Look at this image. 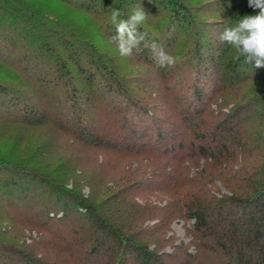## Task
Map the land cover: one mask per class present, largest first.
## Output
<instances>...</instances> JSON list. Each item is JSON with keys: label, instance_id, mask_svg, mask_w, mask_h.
<instances>
[{"label": "trees", "instance_id": "trees-1", "mask_svg": "<svg viewBox=\"0 0 264 264\" xmlns=\"http://www.w3.org/2000/svg\"><path fill=\"white\" fill-rule=\"evenodd\" d=\"M135 1L136 4L139 2L140 5H143L145 9L160 5L159 10H163V16H160L159 22L153 23L156 32L152 31L154 29H152L153 25L150 22H145L141 27L140 30L146 32L147 36L138 48L133 49V54L137 58L147 60L149 64L156 67L155 69L160 70L162 67L151 48L153 43L158 44L168 54L173 48V43L178 41L179 36H182L184 37L182 39L183 44L180 42L179 48H177L180 56H187L190 54L188 51V54L185 52L186 45L189 42L188 39H195L194 53L199 54V57H201L199 48L202 44L205 45L207 50L205 54L202 53V59L198 60L199 65L204 61L203 58H206L208 62H203L204 69H211L214 73V81L218 80L217 85L211 86L210 89H201L195 85L196 81L191 86L193 94L196 96L194 99L195 104L200 105V107L188 111L194 113L193 117L183 116V124L187 125L192 133L189 144L185 146L181 139L177 142L180 149L186 147L188 151H182L181 154L177 155L176 152L166 154L155 149H149L150 159L154 163L150 172L154 175H150L158 177L153 182L156 185L153 184L151 188L156 191L157 195L169 196L170 203L168 204H174L175 206L174 209H171L172 212L170 211L172 217L179 216L195 220L192 228L195 234V242L198 243L199 247L196 254L197 258L202 252L206 255L210 251L217 261L214 264H264V68L255 69L251 65L245 64L243 58L234 60L235 50L231 46L221 43L218 39L219 34L225 27L235 25L239 18L245 15L257 14L259 9L250 8L248 0H80V2L63 0L64 3L79 9L82 8L89 14L93 12L109 13V18L114 9H119L126 18L136 6ZM39 8L34 0H0V29H14L20 25L23 35L26 34V37H28L26 33V30H28L27 32L30 33L31 38L34 36L36 37L34 39L40 41L48 36H58L59 42L54 39L52 43L41 41L39 45L41 50L50 53L52 58L51 66L54 67V76L52 82H48L52 83L50 87L51 95L45 96L42 92L44 90L42 83H45L46 77L42 75L33 77L29 74L30 69L27 63L26 65H20V63H14L9 58L0 56L3 59L2 62L11 66L14 71L11 76L4 74L0 78L2 80L7 79L9 82H15L19 79L21 85L20 88L15 89L9 83L0 81V122L15 123L39 118L42 124L48 122L58 124L56 118L58 106L61 103L70 102L67 111L66 108L63 109L65 110L64 115L67 113L74 120L77 119L75 120L77 123H80L83 121V117L81 118L80 111L76 109L80 100L79 97H88L92 93L93 97L97 98V101L103 105L99 93L95 90L97 85L99 89L104 90L106 93L111 94L112 92V95L124 93L127 91L126 86L124 87L120 78L116 77L115 69H110L104 59H100L101 54L98 58L95 48L93 50V44H89L88 47L83 38L74 35L73 32L66 31L65 26L60 23L62 22L60 15L55 16V26L50 25L48 18H44V14L47 12H40ZM200 13L207 15L201 17L199 16ZM166 23L167 26L163 29ZM107 26L108 36L115 35L116 29L111 24L110 19ZM211 27L216 31L214 34L209 35V31L212 30ZM49 32L52 33V36ZM76 37L82 40V44H84L82 45L83 51L87 52L90 48L92 56L85 59L86 65L80 61L79 53L76 54L78 51L77 45L80 46ZM7 41H10V39ZM10 46H14V41H10ZM74 48L77 49L76 53H74ZM215 50L216 53H212ZM216 62L217 70L214 71L212 66H215L214 63ZM72 71H75L77 76L83 75L84 79L80 80L79 83L88 87L86 93L82 96L78 94V98L75 96L77 94L76 81L78 78L76 76V79H74ZM60 84L62 86L58 89ZM32 87L34 90L31 89ZM28 88L31 90H28ZM22 92L30 93L35 99L34 101L42 103L46 99L47 102L48 100L52 101L48 105V113L38 110L32 104V100L25 98L24 101L20 95ZM40 92L42 93L41 96ZM219 98H221V102H218ZM115 102L117 103V101ZM213 102L218 103L216 104L217 110L212 109ZM29 105L31 106L28 107ZM3 106L6 108L3 109ZM105 107H109V104ZM222 107H229V111L223 112ZM11 109H17L18 112L10 113ZM37 111L40 113H37ZM106 116L103 113L102 117L106 118ZM61 125L63 124L61 123ZM61 125H59V129L63 128ZM105 126L104 128H106ZM85 127H79L81 131L76 134L77 137L74 140H77L75 142L89 143L94 146L91 142L96 140L95 138L88 139V136H85L86 134L90 135L88 132H84L88 131ZM61 130L63 131V129ZM66 131H69V129ZM117 131L116 129V133ZM43 143L34 142L35 151L33 154L30 153L29 149L21 151L22 149L16 148L15 151L21 153L16 155L20 157L13 155L18 159L19 165L23 164L18 170L25 172L16 175L17 177H10L18 179L16 181L19 184L13 187L12 182L5 179V177L3 178V175L0 174V194L6 200L0 198L1 208H3L2 203L6 204L9 198H12L6 193L5 189L8 187L16 194L23 193L24 198L27 197V194L32 196L31 192L37 186L44 187L43 190L57 193L59 199L64 196L69 197L66 201H59L57 198H51L52 196H50L48 199L50 205H59V207L54 212H51V209L45 211V215L40 210L41 206H38L35 200L26 204H30V214H14L15 216H11L14 210L12 206L6 209L3 208L1 211L7 212L5 215L9 216L11 221L13 219L20 223L21 229L26 228L28 225L42 230V237L39 240V243L42 244L41 258L44 254V257L47 256V252L57 251L58 253H66L64 254V264H92V262L88 263V260L93 261L96 259L93 258L91 253L95 252L94 254L100 255L98 251L106 247L107 244L106 242L104 244V240L107 239L106 236H110L108 238L111 239L110 243L115 242L117 245H124L125 243L126 246H129V253L134 257L133 264H155L156 262L165 264L164 260L157 257V254L150 249L148 241L143 240L149 232L143 230L138 235L132 226L127 228L121 223V218L111 207L108 209L105 206L106 208L102 211L99 206L95 205L93 199L85 198L80 192L78 194L69 192L65 187L67 185L58 180L59 176L55 173L57 172L55 164L59 162L62 165L64 162L63 153H44L50 160L45 161L43 152L38 151L41 150L40 146ZM98 143L100 145L95 147H101V149L107 151H110V149H124L121 144L115 141L114 136L107 135L105 131L102 132V137L98 140ZM130 145L134 149L133 153L136 154L148 150L143 143ZM125 148L131 151L130 148ZM37 157H42L41 161L36 159ZM202 158L205 160L202 168L195 171L193 176L183 178L186 179L183 184L187 189L185 188L183 193H179L176 190L177 182L175 183L176 178L172 177V172L177 168H183L185 173H189L190 165L199 163ZM48 165L53 169H44ZM167 165H170L172 170L161 172L164 169L163 167ZM235 165H238V167ZM11 166H18L17 161L7 160L0 156L1 171ZM14 169L17 170V168ZM213 178L221 179L227 187L232 188V190L230 189L231 194L217 196L216 192L207 185L208 181L213 180ZM146 185L150 184L146 183ZM240 189L242 192L240 191L239 194L237 191ZM122 192L126 194V189H122ZM117 196L114 197V201H118ZM134 207L136 209L141 208L137 204ZM143 207L145 208L146 204ZM107 210L111 212V215ZM49 211L50 213L47 214ZM77 214L81 217L84 216L82 220L79 216H76ZM0 215L3 214L0 213ZM128 218H131L129 214ZM70 220L74 223L81 220L90 223V225L89 227L85 223L82 226L77 225L78 228L72 231L71 240L67 243L65 237L57 230V225L60 223L61 226L66 225ZM21 229L20 231H23ZM45 233L51 234L53 238H49V235ZM86 247L88 249L84 257L79 258V251ZM115 248L116 246L111 247L108 258L111 259L108 264L119 263L114 260V256H111ZM187 251L186 249L185 253ZM46 259L50 262L49 256ZM193 260L194 257L192 260L188 258L184 264H192ZM33 262L40 264L38 259ZM33 262L28 264H34ZM120 262V264H128V261L126 262L122 257ZM212 262L213 260H210L207 264H212ZM195 264L204 263L199 259Z\"/></svg>", "mask_w": 264, "mask_h": 264}, {"label": "rangeland", "instance_id": "rangeland-1", "mask_svg": "<svg viewBox=\"0 0 264 264\" xmlns=\"http://www.w3.org/2000/svg\"><path fill=\"white\" fill-rule=\"evenodd\" d=\"M76 1L80 2V0ZM34 2L40 7V12H47L44 14V18H48L50 25H54L55 16L60 15V19L62 20L60 23L65 26L66 31L73 32L74 35L83 38L88 47L89 44H93V50L95 48L98 58L99 54H101L100 59H104L105 63L110 66V69H115L116 77L120 78L121 84H123L124 87L126 86L127 91L112 95V92L111 94L106 93L104 90L99 89L97 85L95 90L99 93L103 105L97 101V98L93 97L92 93H90L88 97H79L80 100L77 103L76 109L80 111L81 118L83 117V121L80 123H77L75 121L77 119L74 120V118L67 113L64 115L65 110L63 109L66 108L67 111V106L70 102L61 103L58 106V113L56 115L59 122H57L58 124H50L49 122L42 124L39 118L15 123L0 122V156L7 160L12 159L17 161L18 164L16 167L11 166L2 171L0 170V174L3 175V178L5 177V179L10 180L13 187L19 184L18 181H16L18 179L10 177L24 174L25 172L18 170L23 164L21 163L19 165L18 159H16V157H20L16 154H21L15 151L16 148L22 149L21 151L29 149L30 153L33 154L35 151L34 142H44L40 146L41 150H38L39 144L36 148L40 153L43 152V159H45V161H50L49 158L46 157V153H63L62 158L64 162L62 165H60L59 162L55 164V169H57L55 173L59 176L58 180H61L62 183L67 185L65 186L66 189L73 194H78V192H80L85 198L88 197L93 199L95 205L99 206L102 211L106 207L108 209L111 207L121 218V223L127 228H131L132 226L133 229L137 231V234L143 230L149 232L143 240L148 241L150 249L157 254V257L162 258L165 264H184L188 258L192 260L193 257L194 260L191 262L192 264L197 263L199 259L204 264H207L210 260H213L212 264L217 263L210 251L207 252L206 255L202 252L198 258L196 257L199 247L198 243L195 242V234L192 228L195 220L193 218L179 216L172 217L170 211L175 208L174 204H168L170 203L169 196L164 194L157 195V193H155L156 191L151 188V186L158 177L150 175H154V173H150L154 163L152 159H150L149 149H155L156 151L166 154L176 152L177 155L181 154L182 151H188L186 147L180 149L177 142L181 139L186 146L192 138L191 129L183 124V116L189 115V117H193L194 113L188 111L200 107V105L195 104L194 101L196 96L193 94V89L191 88L194 81H196L195 85L201 89H210L211 86L217 85L218 80L216 79L214 81V73L212 70L209 68H207V70L204 69V63L208 62V60L203 58L204 63L201 62L202 64L199 65L198 60L200 58L202 59V53L205 54L207 52L205 45L202 44L200 46L199 50L201 52V57H199V54L194 53L195 50L193 49L196 45V40L188 39L189 42L186 45L185 52L187 53L188 51L190 54L187 53V56H180L178 48L180 42L183 44L182 39L184 37L179 36L177 39L178 41L173 43V48L168 53L175 58V63L157 70L155 69L156 67L149 64L147 60L137 58L134 54L127 58L119 56L115 45L109 43L110 37L107 33V24L110 19L109 13L93 12L89 14L82 8L79 9L64 3L63 0H34ZM138 4L140 3L138 2L136 4L135 1V5L137 6ZM141 6L145 9L143 5ZM159 7L160 5L145 9L149 14L146 22H150V24L153 25L152 29L156 28L153 23H158L160 16H163V10L160 11ZM206 15L207 14H199L201 17ZM166 26L167 23L163 29ZM211 28L212 30L209 31V35L214 34L216 31L213 27ZM21 31L22 28L20 25L14 29H0V56L9 58L14 63H20V65H26L27 63L30 69L29 74L33 77H38L40 75L46 77L45 83H42L44 85V90L42 92H44L45 96L51 95L50 87L52 83L50 84L48 82H52V77L54 76V67L51 66L52 58L50 53L41 50L39 45L41 41L52 43L54 39L59 42V38L56 35L52 36V33L49 32L54 38L48 36L49 38H43L40 41L34 39L36 38L34 36L31 38L30 33L27 32L28 30H26L28 37H26V34L23 35ZM152 31H155V29ZM79 37H76V39L81 47L76 44L78 51L76 53L77 49L74 48V53H79L80 61L85 64L87 63L84 62L85 59L89 56L91 57L92 54L90 48H88L87 52L82 50V45L84 44H82V40H80ZM8 39L14 41L13 47L10 46V41H7ZM212 53H216V50ZM2 60L3 59L0 58V76H4V74L11 76V74L14 73L11 69L12 67L2 62ZM214 64L215 66L212 67L215 71L217 70V62ZM71 73L74 79H76L77 75L75 71ZM77 78L76 98H78V94L82 96L86 93L85 91H87L88 88L86 85H81L79 83L80 80L84 79L83 75H79ZM0 81L9 83L15 89L21 86L19 79L15 80V82H9L7 79L2 80V78H0ZM61 86L60 84L58 89ZM67 87L69 88L68 85ZM31 89H33V87ZM31 89L28 88V90ZM41 94L40 92V96ZM20 95L24 101L25 98L32 100V104L35 105L38 110L48 113V105H50L52 101L50 102L48 100L47 102V99H44V103L34 101L35 99L31 94H27L26 92H22ZM115 101H117V103ZM221 101V98H219L218 102ZM107 104H109V107L106 108L105 105ZM216 104L218 103H212V109L217 110L218 107ZM30 106L31 105L28 107ZM229 107H222L223 112H228ZM5 108L6 107L3 109ZM15 112H18L17 109H11L10 113ZM37 113L40 112L37 111ZM103 113L108 116H106L107 119L102 117ZM61 123L63 125H61ZM59 125L63 127L61 128L63 131L59 129ZM104 125H106V128H104ZM81 126H86L85 128L88 129V131H84L90 134H84L88 136V139L95 138L96 141L91 142L94 146L89 143L83 144L75 142L77 140L74 139L77 137L76 134L81 131L79 129ZM67 129H69V131H66ZM116 129L118 130L117 133ZM103 131H105L107 135L114 136L115 141L121 144L124 149H110V151H107L106 149H101V147H95L96 145H100L98 140L102 137ZM137 143H143L148 150L142 153H133L134 149L130 144ZM29 146L30 148H28ZM125 147L130 148L131 151H128ZM146 151L148 152L146 153ZM13 154L16 155V157ZM36 159H40L41 161L42 157H37ZM51 159L55 160L54 158ZM204 162L205 160L202 158L199 163L190 165L189 173H185L183 168H177L172 172V177L176 178V190H178L179 193H183L186 188L183 184L186 179L183 178H186V176H193L195 171L202 168ZM235 166L238 167V165ZM165 167H163L164 169H162L161 172H169L172 170L170 165ZM14 168H17V170ZM44 169L50 170L53 168L48 165L44 167ZM146 183L150 185H146ZM207 185L216 192L217 196L231 194L232 188H229V186L227 187L219 178H213V180L208 181ZM43 188L44 187L41 188L37 186V188L32 190V196L27 194V197L24 198L25 196L23 193L20 194L19 192L16 194L8 187L5 189L7 191L6 193L12 196V198L10 197L6 204L2 203V206L5 209L9 206L14 207L11 216H15L14 214H30V204H26L35 200L37 201V205L41 206L40 210H42L45 215L48 210L51 209V212H54L57 207H59V205H50L48 200L50 196H52L51 198H57L59 201H66L68 200L67 198H69L68 196H64L62 199H59L57 193L46 189L43 190ZM124 188L126 189V194L122 192ZM236 189H238V187H236ZM240 191L241 189L237 192L239 193ZM20 196L22 197L20 198ZM116 196L118 201L113 200ZM1 197L3 198L0 194V198ZM135 204L141 208L136 209L134 207ZM145 204L146 207L144 208L143 206ZM3 208L0 207V213L3 214L0 215V227H2L0 228V264H28L32 263L35 259H38L40 264H64L65 252H61L63 254L57 251L47 252V256L44 257V254L41 258L40 250L42 244L41 242L39 243V240L42 237V230L28 225L26 228L21 229L20 223L13 219L11 221V218L5 215L7 212H1ZM49 213L50 211L47 214ZM108 213L111 215L110 211H108ZM128 214L131 218H128ZM76 216H79L81 220L84 217H81L79 214ZM81 220L78 222L76 221L77 224L72 220L66 225L63 224L61 226V223L59 225L56 224L58 226L57 230L65 237L67 243L71 240L72 231L78 228L77 225L82 226L83 223H85L86 226L89 227L90 223L82 222ZM20 229L23 231H20ZM45 234L49 235V238H53L51 234ZM109 237L110 236H106L107 239L104 240V244L105 242L107 244L106 247L98 251L100 255L94 254L95 252L91 253L96 260H88V263L108 264L111 259H108L111 247L116 246L111 256H114V260L119 263H114L120 264V259L122 257L126 262L128 261V264H133L134 257L129 253V246H126L125 243V246L123 244L117 245L115 242L110 243L111 239H108ZM87 247L79 251V258L82 259L84 257L88 249ZM186 249L188 251L185 253ZM48 256L50 262L46 259ZM33 263L35 264V262ZM155 264L160 263L156 262Z\"/></svg>", "mask_w": 264, "mask_h": 264}, {"label": "clouds", "instance_id": "clouds-1", "mask_svg": "<svg viewBox=\"0 0 264 264\" xmlns=\"http://www.w3.org/2000/svg\"><path fill=\"white\" fill-rule=\"evenodd\" d=\"M248 6L254 10L259 9L258 13L245 15L235 25L225 27L218 39L235 50L234 60L243 58L245 64L260 69L264 68V0H248ZM148 17V12L140 4L126 18L119 9L111 12L110 21L116 34L110 37L109 43L115 45L120 57H131L133 49L145 40L147 33L140 29ZM151 48L161 67L175 63V58L158 44L153 43Z\"/></svg>", "mask_w": 264, "mask_h": 264}]
</instances>
